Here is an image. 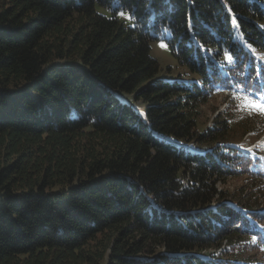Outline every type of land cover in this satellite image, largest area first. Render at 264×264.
<instances>
[{
    "label": "trees",
    "instance_id": "1",
    "mask_svg": "<svg viewBox=\"0 0 264 264\" xmlns=\"http://www.w3.org/2000/svg\"><path fill=\"white\" fill-rule=\"evenodd\" d=\"M260 58L264 0H0V264H221L264 216L217 189L249 155L197 109Z\"/></svg>",
    "mask_w": 264,
    "mask_h": 264
},
{
    "label": "rangeland",
    "instance_id": "2",
    "mask_svg": "<svg viewBox=\"0 0 264 264\" xmlns=\"http://www.w3.org/2000/svg\"><path fill=\"white\" fill-rule=\"evenodd\" d=\"M121 18L124 17L121 16ZM150 48L152 56L158 61L160 74L164 77L187 82L195 77L186 67L178 64L165 40H152ZM121 97L125 98L138 112L142 111L143 103L138 96H134V93L124 94ZM245 97L250 96L242 92L233 93L228 90L223 91L220 88L216 89L210 96H207L204 103L199 105L195 129L197 132H203L205 129L224 120L229 127V133L223 143L243 148L247 153L257 154L258 157L255 158V162L264 161V159H261V157H264V114L245 107ZM191 141L195 142L193 139ZM182 144L191 151H202V149L208 147V145L188 142ZM261 169L264 170V163H261ZM185 178L186 176L183 179ZM185 181L187 180L185 179ZM251 181L253 184H257L253 185ZM217 189L225 193L226 196L231 197L228 200L234 202L237 208H243L236 204L237 201H241L246 204L245 206L259 208L264 211V178L262 180L258 179L256 173H237L228 176L218 183ZM257 193H260V195L255 199ZM257 223L259 227H263L264 219L259 218ZM253 237L255 235L248 237L240 234L230 244L223 242L224 244L220 249H212L216 250V253L219 252V259H222V264H264V235H259L255 239ZM201 253L208 254L212 252L204 250Z\"/></svg>",
    "mask_w": 264,
    "mask_h": 264
},
{
    "label": "snow or ice",
    "instance_id": "3",
    "mask_svg": "<svg viewBox=\"0 0 264 264\" xmlns=\"http://www.w3.org/2000/svg\"><path fill=\"white\" fill-rule=\"evenodd\" d=\"M120 15L123 16L124 13H120ZM228 59L230 60L231 57L228 56ZM245 100H246L245 107L260 114H264V96L260 97L259 99H252L250 97H245ZM261 159H264V157H261ZM253 239H255V237H253Z\"/></svg>",
    "mask_w": 264,
    "mask_h": 264
},
{
    "label": "clouds",
    "instance_id": "4",
    "mask_svg": "<svg viewBox=\"0 0 264 264\" xmlns=\"http://www.w3.org/2000/svg\"><path fill=\"white\" fill-rule=\"evenodd\" d=\"M221 247H222V246H221ZM221 247H220V248H221ZM220 248H219V249H220ZM207 250H210L212 253H213V252H216V250H213L212 248H209V249H207Z\"/></svg>",
    "mask_w": 264,
    "mask_h": 264
}]
</instances>
